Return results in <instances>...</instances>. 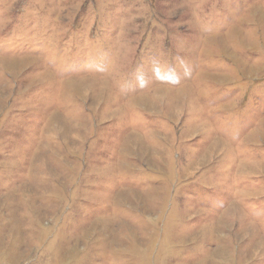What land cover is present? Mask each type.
Listing matches in <instances>:
<instances>
[{
  "label": "rangeland",
  "instance_id": "obj_1",
  "mask_svg": "<svg viewBox=\"0 0 264 264\" xmlns=\"http://www.w3.org/2000/svg\"><path fill=\"white\" fill-rule=\"evenodd\" d=\"M0 264H264V0H0Z\"/></svg>",
  "mask_w": 264,
  "mask_h": 264
},
{
  "label": "clouds",
  "instance_id": "obj_2",
  "mask_svg": "<svg viewBox=\"0 0 264 264\" xmlns=\"http://www.w3.org/2000/svg\"><path fill=\"white\" fill-rule=\"evenodd\" d=\"M153 64L155 65V58L153 59ZM177 65L178 66H172L171 64L169 65V67H173V70L175 72L180 73V75L175 76L174 81L173 80H160V83H164L167 84L169 86H177L179 85V83H181L182 78L183 79H187L191 76L192 72L190 67L182 60V58H178L177 59ZM155 68V67H153ZM138 80L142 79V87L143 86H147L148 84V80L147 79H143V75L139 74L137 77Z\"/></svg>",
  "mask_w": 264,
  "mask_h": 264
}]
</instances>
